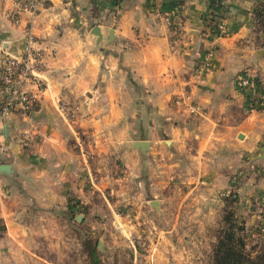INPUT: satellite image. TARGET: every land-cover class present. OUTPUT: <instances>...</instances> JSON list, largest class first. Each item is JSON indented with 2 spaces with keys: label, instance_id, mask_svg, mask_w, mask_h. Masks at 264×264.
Listing matches in <instances>:
<instances>
[{
  "label": "crops",
  "instance_id": "obj_1",
  "mask_svg": "<svg viewBox=\"0 0 264 264\" xmlns=\"http://www.w3.org/2000/svg\"><path fill=\"white\" fill-rule=\"evenodd\" d=\"M220 1L228 32L197 77L212 48L213 0H39L32 27L45 65L41 90L29 87L38 106L0 123V164L15 170L0 175V264H45L44 215L71 224L98 196L101 223L129 232L142 215L166 223L154 227L151 264H194L202 226L218 222L236 180L246 234L264 224V100L250 105L264 92V33L253 14L264 0ZM13 7L0 0V47L19 56L31 15L16 24ZM94 24L114 30L99 51ZM243 74L255 88L239 87ZM140 140L151 143L147 156L133 148Z\"/></svg>",
  "mask_w": 264,
  "mask_h": 264
},
{
  "label": "rangeland",
  "instance_id": "obj_2",
  "mask_svg": "<svg viewBox=\"0 0 264 264\" xmlns=\"http://www.w3.org/2000/svg\"><path fill=\"white\" fill-rule=\"evenodd\" d=\"M221 16L215 18V23L219 24L220 20H223V14ZM215 30L217 29L212 24L211 30L208 33L211 36V42L217 41L214 37ZM245 75H240L237 82L241 78L248 77L254 80V85L249 88L239 87L243 90H252L256 87L257 80ZM263 100L264 92L260 91L254 100L251 99L250 105L252 104V107L257 108ZM239 183L240 180H236L232 189L221 196L223 202L225 199H229V202L231 199H237L236 202L231 203V210L237 213L240 222L243 223L239 214L242 207L241 186ZM101 199V196L95 197V201L93 202L96 205L92 204L90 208H76L77 215L83 216L82 221H76V218H73L71 224L67 223L64 219L55 223L51 220L53 219L52 215L48 213L44 215L43 226H41L42 224H38L40 226L39 229L52 232L49 238H41L38 241L40 254L47 261H44L45 264H151L149 254L150 244L153 240L152 234L155 230L154 227H164L166 223L159 222L150 216L145 217L142 215L131 232L124 231V228L118 223L107 221L101 223L102 215L106 213V208H103V210L100 208L103 207ZM225 209L224 204L221 217L213 227L202 226L200 235L205 241H202V248L194 253V264L214 263V247L218 242L220 231L225 227V223L223 222ZM198 226L196 225V229ZM243 237L246 249L253 257L264 253V224L259 226L252 236H248L246 231H244Z\"/></svg>",
  "mask_w": 264,
  "mask_h": 264
},
{
  "label": "built area",
  "instance_id": "obj_3",
  "mask_svg": "<svg viewBox=\"0 0 264 264\" xmlns=\"http://www.w3.org/2000/svg\"><path fill=\"white\" fill-rule=\"evenodd\" d=\"M14 7L7 13V16L16 24L21 23L23 13H30V27L25 31L24 48L21 55L8 53L0 47V91L3 94L0 106V123H5L13 115L22 113L25 116L33 113L38 106V97L29 90V87L40 91L42 85L41 72L44 68V49L39 46L38 40L33 33V22L39 0H11ZM223 6V3H220ZM215 15L218 13L215 12ZM163 20L174 29L182 26V17L178 14L165 13ZM214 37L217 40L227 34L224 20L215 24ZM211 38L209 34H207ZM213 37V36H212ZM215 42L212 41V48L209 49L204 61L198 67L196 76H200L204 70L213 66ZM240 87L249 88L254 85V80L248 77L241 78L238 82ZM192 111H197L195 106Z\"/></svg>",
  "mask_w": 264,
  "mask_h": 264
},
{
  "label": "trees",
  "instance_id": "obj_4",
  "mask_svg": "<svg viewBox=\"0 0 264 264\" xmlns=\"http://www.w3.org/2000/svg\"><path fill=\"white\" fill-rule=\"evenodd\" d=\"M220 3V0H213L212 2V9L219 13L215 15L212 12L210 15V22L211 25H214V28L217 26L215 25L217 24L215 18L222 17L220 13L224 5L221 6ZM253 14L258 31L264 33V2L256 5ZM236 201V198L231 199L230 202L229 199L224 200L226 209L223 222L225 227L220 231L218 242L214 247L213 264H264V253L253 257L246 249L243 237L244 225L240 222L237 213L231 210V203Z\"/></svg>",
  "mask_w": 264,
  "mask_h": 264
},
{
  "label": "water",
  "instance_id": "obj_5",
  "mask_svg": "<svg viewBox=\"0 0 264 264\" xmlns=\"http://www.w3.org/2000/svg\"><path fill=\"white\" fill-rule=\"evenodd\" d=\"M103 26L101 24H94L90 29V36L95 38V50H102V43L107 40L110 43L114 41V30L111 29L109 34L106 35L103 31ZM150 142L147 140H140L133 143V148L139 149L144 156H147L148 152L150 151ZM166 145H170L171 141H165ZM262 147V154L258 157L259 159H264V141H261ZM15 173L12 164H0V175L12 177ZM150 206L157 210L160 209V203L157 200L150 201ZM83 216L79 215L76 218V221H82ZM100 247V244H99Z\"/></svg>",
  "mask_w": 264,
  "mask_h": 264
}]
</instances>
